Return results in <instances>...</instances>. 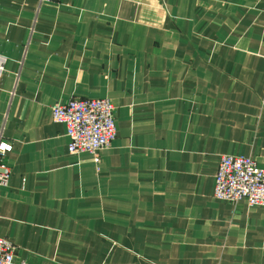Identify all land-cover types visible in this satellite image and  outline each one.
Wrapping results in <instances>:
<instances>
[{
  "label": "crops",
  "instance_id": "0c3cea01",
  "mask_svg": "<svg viewBox=\"0 0 264 264\" xmlns=\"http://www.w3.org/2000/svg\"><path fill=\"white\" fill-rule=\"evenodd\" d=\"M0 236L30 264H264V207L214 195L264 167V0H0ZM109 97L118 133L71 153L52 105Z\"/></svg>",
  "mask_w": 264,
  "mask_h": 264
},
{
  "label": "built area",
  "instance_id": "2783aa9c",
  "mask_svg": "<svg viewBox=\"0 0 264 264\" xmlns=\"http://www.w3.org/2000/svg\"><path fill=\"white\" fill-rule=\"evenodd\" d=\"M52 1V0H42ZM5 69V59L0 56V74ZM52 119L63 123L69 137L71 153L88 151L94 154L112 146L117 137V107L109 97H73L57 101L52 107ZM13 143L0 137V185H7L11 168L6 157ZM214 195L218 199L264 207V167L249 155H222L215 175ZM17 246L7 237L0 236V264H30L19 260Z\"/></svg>",
  "mask_w": 264,
  "mask_h": 264
}]
</instances>
